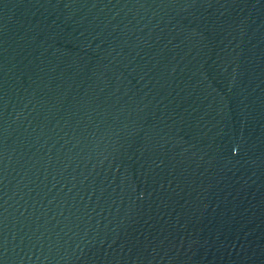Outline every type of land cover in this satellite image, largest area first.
Here are the masks:
<instances>
[{"label": "water", "instance_id": "95a60500", "mask_svg": "<svg viewBox=\"0 0 264 264\" xmlns=\"http://www.w3.org/2000/svg\"><path fill=\"white\" fill-rule=\"evenodd\" d=\"M81 0H0V264H17L53 142Z\"/></svg>", "mask_w": 264, "mask_h": 264}]
</instances>
